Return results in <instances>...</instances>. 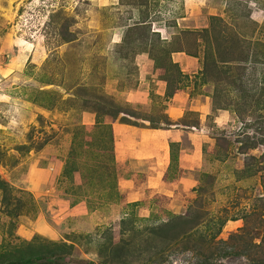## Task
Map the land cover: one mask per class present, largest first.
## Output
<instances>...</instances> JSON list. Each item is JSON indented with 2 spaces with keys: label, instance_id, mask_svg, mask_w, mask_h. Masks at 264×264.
Returning a JSON list of instances; mask_svg holds the SVG:
<instances>
[{
  "label": "rangeland",
  "instance_id": "rangeland-1",
  "mask_svg": "<svg viewBox=\"0 0 264 264\" xmlns=\"http://www.w3.org/2000/svg\"><path fill=\"white\" fill-rule=\"evenodd\" d=\"M217 17L227 35L245 38L258 54L259 63L251 58L247 66L246 88L264 86V0H0V263L55 252L65 264H199L211 256L207 264H264V212L254 203L264 198V147L238 142L244 121L233 114L243 109L237 85L224 92L233 105L215 112L217 76L203 73L210 53L200 33ZM137 24L148 25L131 32ZM68 34L75 40L64 43ZM182 48L194 57L172 54L183 75H166L159 67L165 52ZM178 90L209 106L203 124L196 113L183 119L198 129L174 144L167 181H189L148 191L153 160L139 158L152 153L123 141L115 146L106 122L125 117L147 129L153 120L155 128L180 130L165 118L173 98L167 93ZM201 148V167L183 174L184 157ZM249 157L259 160L258 170L242 177ZM190 209L205 222L238 220L213 244L189 237L161 256L150 251L144 228Z\"/></svg>",
  "mask_w": 264,
  "mask_h": 264
},
{
  "label": "trees",
  "instance_id": "trees-1",
  "mask_svg": "<svg viewBox=\"0 0 264 264\" xmlns=\"http://www.w3.org/2000/svg\"><path fill=\"white\" fill-rule=\"evenodd\" d=\"M212 22H213L212 26L209 29L204 30V32H201L200 34L204 35L203 39L207 41V43L205 42L206 43L205 46L209 50V51L207 50L208 53H210L206 56V62H204L203 73L209 78H211L212 74H215L217 76V78H213L215 80L213 83L216 86V92L213 97V110L215 112L220 110L228 111L229 107H231L233 104L229 102V100L225 97L224 92L225 90H228V88H230L228 86L237 85L236 90L239 93H243V96L240 99L241 102L240 105L243 107V109L236 110L233 112V114H235L236 120L244 121L243 127L240 128L239 130V134L241 135L237 136L238 142L241 144L242 147L250 150H255L256 148L259 147V145L264 147V133L261 134L260 138H257V132H256L258 130H260V132L263 131L262 128L264 126V118H263L264 115H258L259 112L261 113L264 112V86H259L258 84L255 88H250V89L246 88L248 85V80L246 82V77L247 79L249 77L247 76L248 75L247 66L250 63L251 58L252 59L255 58L254 63L256 62L259 63L258 54L255 52L253 53L255 54V56H253L252 51L254 48L251 44H249V46L243 45V43H247V40L245 38H242L241 36H237L236 34L232 35L231 33H230L231 36L229 34L227 35L228 27L223 19H221L220 17L212 18ZM147 25L144 26V24H137L130 27L129 29L131 32L135 31L137 33L140 30L139 27H146ZM189 35L195 36L197 35V33L194 34L191 33ZM74 40L75 39L72 38L70 34H68L67 37L63 38L64 43H70ZM221 48L226 50L225 53L222 52L220 53ZM181 52H184L189 56L194 57L193 53H191L190 51H186L184 48L180 50H174L173 52L167 50L164 55L166 56V59H168V61L162 64L161 66H159L161 69L165 70L166 75H168V73L171 71H175L177 73V76L182 77L183 74L179 68L180 67L179 64L173 63L171 59L172 54L181 53ZM234 52H236V55L240 56L242 59L235 60V58L230 57L231 55H233ZM213 54L218 55L219 57L218 62L213 57ZM234 62L243 63L244 66H242V64H237V66H232V63ZM253 90H260V92H255L256 94H252L251 92ZM167 94L169 97H172L174 95L173 93L170 92H168ZM248 99H249L248 106L249 107L251 106L252 109L254 108V111H247L246 105ZM112 114H122V112H114ZM188 114L191 113H186L185 117ZM165 118H167V124L170 127L172 126L178 127L179 125L180 126L183 125L185 127H191L190 125H194L191 123L184 124L183 120H181L180 124H173L171 121H169V117L167 115L165 116ZM248 118L254 119L255 121H257V123L253 124L251 122H245L247 121ZM122 121L124 122L126 121L125 124L135 125V123L134 124L131 123L132 121L126 119L125 117H123ZM147 122H149L151 125L154 124L153 120H148ZM153 129H161V128L153 127ZM109 130L111 131V129ZM161 130H168V129H161ZM248 131H254L256 133L255 137L250 138L249 135L247 134ZM226 133L227 132H223L221 139L223 140L224 144L229 146L231 144L226 138ZM111 137H112V133H111ZM240 138H244V139L240 141ZM175 147L177 146L174 144L170 146L171 159L173 161L176 160V156L173 155V151L176 149ZM226 156L227 154H225V157ZM258 166H259V160L256 157H249L245 162L244 170L238 171V174H240L242 177L246 175L250 176L252 174H255V172H257ZM254 203L256 204V206H258L259 203L261 209H263L264 212V198H256L254 200ZM191 213L192 215H190ZM203 217L204 216H201L199 212H196V210L193 209L191 210L189 215L174 216L166 222L152 225L148 228H144V232L147 236L146 240L149 243L150 251L152 252L156 251L155 255L158 254L161 256V254L164 252V248L168 246H172L175 243L178 244V242L180 243L182 240L184 241L189 237H190L189 241H191L196 237H199L202 243L213 244L217 240L221 232L223 231L228 221L238 220V219L235 220L234 218H232L233 220H230V218L227 217L212 218V219L209 217V221L205 222L204 220H202ZM261 220L264 221V218H262ZM202 221L205 223L203 224ZM203 226L204 229H201ZM161 245L164 246L160 248ZM118 248H120V245H117L116 249ZM47 254H42L39 256H31L29 258L15 259L13 262L10 263L1 262L0 264H65L66 263L65 260L67 258L61 255L59 256L55 252H50ZM213 258L214 256L205 258L204 261L203 262L201 261L199 264L210 263ZM115 260H117V258Z\"/></svg>",
  "mask_w": 264,
  "mask_h": 264
},
{
  "label": "crops",
  "instance_id": "crops-1",
  "mask_svg": "<svg viewBox=\"0 0 264 264\" xmlns=\"http://www.w3.org/2000/svg\"><path fill=\"white\" fill-rule=\"evenodd\" d=\"M186 57V59H190L189 57L185 56V54L175 53L173 57ZM176 63H181L179 60ZM181 65V64H179ZM194 67V66H193ZM196 98H191L189 93H184L183 91H176V94L173 95V98L169 99V108L166 109L165 113L168 117H170L173 124H180L181 120L185 118L186 113H196L199 115L200 121L204 122V119L207 117V114H204V111L209 109V106L198 105V101L195 100ZM208 103V102H207ZM171 104V105H170ZM206 104V103H205ZM116 121V122H115ZM202 122V124H203ZM112 125L113 128V136H114V143L115 146L118 142L123 141L124 145L132 146V149H138L139 146H142L143 149L141 152L143 154L151 152L152 156L146 158H139V163H143V161H148L149 159L153 160V163L149 164L148 171L150 172V176L147 180V187L146 190L150 191V189H159L163 186L168 185H185L188 184V177L179 178L180 180L176 181V179H171L167 181L166 175L168 170H170V163H171V148L170 144H185V139L188 137L191 139L190 132L193 130H197L199 126L197 125H190L191 127H185L183 125H179L181 127L180 130L178 129H171V130H161V129H153L151 125V129L149 128V123H144L148 127L144 129L143 127H134V125H129L125 123H120L118 120H113V122H106ZM113 142V141H112ZM126 148V146H125ZM203 148L200 150L197 149L196 156L189 155L184 157L181 156V159L184 157L185 163L184 165H180L179 169L183 172V174L190 173L193 174L195 171L201 167V161L203 158ZM148 151V152H147ZM201 154V155H199ZM118 156V150L115 152V157ZM199 157H201L199 159ZM118 160V159H117ZM182 161V160H181ZM143 171H139V175L145 173ZM170 182V183H167ZM151 183L153 184L151 186ZM150 192L149 195H151ZM146 192L143 191L142 201L145 200ZM149 197V196H148ZM151 198V197H149ZM140 201V200H137ZM72 209L71 211H73ZM41 231H46V227H40ZM47 232V231H46Z\"/></svg>",
  "mask_w": 264,
  "mask_h": 264
},
{
  "label": "clouds",
  "instance_id": "clouds-1",
  "mask_svg": "<svg viewBox=\"0 0 264 264\" xmlns=\"http://www.w3.org/2000/svg\"><path fill=\"white\" fill-rule=\"evenodd\" d=\"M159 34H161V33H159Z\"/></svg>",
  "mask_w": 264,
  "mask_h": 264
}]
</instances>
